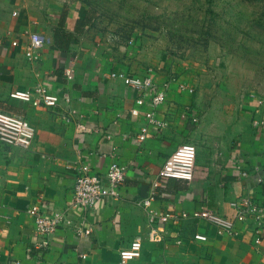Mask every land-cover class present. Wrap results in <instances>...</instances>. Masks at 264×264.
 <instances>
[{
    "label": "crops",
    "instance_id": "0c3cea01",
    "mask_svg": "<svg viewBox=\"0 0 264 264\" xmlns=\"http://www.w3.org/2000/svg\"><path fill=\"white\" fill-rule=\"evenodd\" d=\"M62 12L44 0H0V111L35 129L26 149L0 141V264H119V251L135 238L142 252L133 264H264V233L257 244L252 222L236 223V234L227 235L190 215L205 208L232 219V203L242 197L264 207V129L253 125L264 121V102L248 101L251 118L203 117L195 87L161 59L152 68L154 80L173 76L194 92L172 83L157 109L162 132L151 129L139 142L135 135L148 108L130 116L137 92L108 73L125 70L143 77L151 67L109 50L87 29L73 33L83 14L66 12L62 29L73 35L66 49L58 48L54 30ZM30 34L44 37L34 61L25 54ZM67 66L73 80L64 76ZM39 86L59 97L53 109L10 96ZM186 144L196 151L193 179L169 178L153 187L167 159ZM81 163L102 176L117 163L125 175L119 197L85 213L70 209ZM152 195L155 212L178 217L162 228L163 241L157 243L147 240V214L138 205ZM33 207L42 213L68 210L69 223L49 238L47 249L38 245L35 217L28 213ZM182 212L188 216L181 218Z\"/></svg>",
    "mask_w": 264,
    "mask_h": 264
},
{
    "label": "rangeland",
    "instance_id": "374dc122",
    "mask_svg": "<svg viewBox=\"0 0 264 264\" xmlns=\"http://www.w3.org/2000/svg\"><path fill=\"white\" fill-rule=\"evenodd\" d=\"M44 1L93 11L90 34L143 69L166 60L195 87L203 117L251 118L248 101L264 102V0Z\"/></svg>",
    "mask_w": 264,
    "mask_h": 264
},
{
    "label": "built area",
    "instance_id": "2783aa9c",
    "mask_svg": "<svg viewBox=\"0 0 264 264\" xmlns=\"http://www.w3.org/2000/svg\"><path fill=\"white\" fill-rule=\"evenodd\" d=\"M16 14V13H15ZM14 14V15H15ZM16 42H13L15 45ZM44 44V37L40 34H30L29 43L25 54L30 61L37 59V50ZM73 68L67 66L64 69V76L67 80H73ZM109 79L118 80L127 87L137 92L134 99V107L129 110L130 116H139L140 107L146 106L148 110L143 113L145 125L141 127L135 135L137 141H144L151 129L161 133L164 123L158 121L157 109L162 105L167 97L172 83H177L179 88L189 93L194 92L193 87H187L184 83L177 81L175 77H170L163 82H156L153 78V70L149 68L147 74L143 77L135 76L127 71H112L108 73ZM14 99L29 102L32 105H42L53 109L59 103V97L51 93L45 87H36L34 92L14 91L10 95ZM261 103V101L257 100ZM253 125L264 129V121H254ZM35 137V129L26 119L10 115L0 111V141L9 145L28 148ZM196 151L195 147L186 144L174 151L160 169L157 178L153 181V187L161 185L169 178L183 181H191L194 177ZM125 179L122 168L117 163H111L102 176L91 170L85 163L78 166V173L75 177V184L70 202V209H78L83 213L93 209L96 205L107 199H117L120 195V189ZM258 181H261L259 178ZM154 197L149 196L138 202L147 214L148 232L147 240L152 243L163 241L162 228L170 221H176L178 217L172 213L155 212L152 208ZM235 215L232 219L220 216L208 209L193 211L190 215L199 220L211 223L218 233L234 235L236 234V223L252 222L254 225L255 242L258 244L264 233V207L253 202L249 197H242L232 203ZM67 211L60 213H42L38 208H31L28 213L35 217L36 230L40 238L38 245L47 249L49 247V238L54 235L62 226H66ZM186 218L187 213L182 212L179 215ZM90 231L86 230L85 234ZM195 240L205 241L203 235H195ZM142 252V242L139 238L131 241L130 245L119 251V264H133V261L140 258ZM83 256V255H82Z\"/></svg>",
    "mask_w": 264,
    "mask_h": 264
},
{
    "label": "trees",
    "instance_id": "16d2710c",
    "mask_svg": "<svg viewBox=\"0 0 264 264\" xmlns=\"http://www.w3.org/2000/svg\"><path fill=\"white\" fill-rule=\"evenodd\" d=\"M66 11H63L59 21V27L54 30V39L55 45L60 49H66L70 39L72 38V33H67L62 28L65 23ZM95 18V14L93 11H87L83 14L82 17L75 20L73 24V33L81 34L85 29L89 28L93 25V20Z\"/></svg>",
    "mask_w": 264,
    "mask_h": 264
}]
</instances>
